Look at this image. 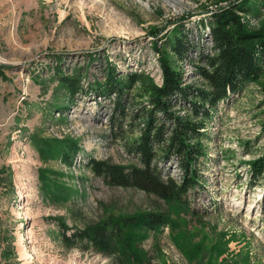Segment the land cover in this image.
Here are the masks:
<instances>
[{
	"label": "rangeland",
	"instance_id": "374dc122",
	"mask_svg": "<svg viewBox=\"0 0 264 264\" xmlns=\"http://www.w3.org/2000/svg\"><path fill=\"white\" fill-rule=\"evenodd\" d=\"M233 1L0 0V264H131L86 243L67 244L62 226L70 233L109 215L152 210L167 212L171 222L138 230L132 264H264V172L253 177L251 169L264 157V74L229 92L207 118L203 183L188 193L195 212L110 185L88 165L91 158L139 162L125 142L142 125L125 124L115 135L117 95L101 92L110 73L125 80L144 72L161 85L164 51L184 84L207 86L196 65L200 50H211L214 13ZM249 6L243 21L264 30V0ZM176 35L191 46L183 58L170 49ZM66 75L79 76L87 91L71 94ZM139 90L135 83L121 97L128 118L134 102L148 101ZM173 109L192 114L184 97ZM72 143L78 149L69 162L63 151ZM160 166L182 178L176 158ZM20 234L28 259L19 255Z\"/></svg>",
	"mask_w": 264,
	"mask_h": 264
},
{
	"label": "trees",
	"instance_id": "16d2710c",
	"mask_svg": "<svg viewBox=\"0 0 264 264\" xmlns=\"http://www.w3.org/2000/svg\"><path fill=\"white\" fill-rule=\"evenodd\" d=\"M249 1L234 0L214 13L210 31L213 45L210 51L205 44L202 45L200 62L196 64L207 86L184 84L183 72L172 65L164 51L161 57L164 81L161 85L144 72L128 73L125 80L116 77L114 71L110 73L101 92H114L117 95L118 107L112 119L117 121V129L120 130L115 135L126 130L125 124L131 130L136 125H142L140 135L125 142L126 149L136 153L139 162L124 165L91 158L88 165L94 174L110 185L136 187L173 202L180 210L195 212L188 193L203 183L198 163L201 156L207 153L202 142L207 118L229 92L239 91L264 74V30L249 29L241 16L250 11ZM169 41L170 49L178 58H183L191 48L181 35ZM155 45L158 50L161 49L158 44ZM61 80L73 95L87 91L79 76L66 75ZM135 83L140 84L139 94H146L148 101L134 102L133 105L137 107H132L131 117L128 118L129 113L122 105L121 97ZM190 95L194 96L191 100ZM181 97L189 103L191 116H181L173 109ZM77 149V143H72L69 149L63 151V158L72 162ZM170 157L176 158L182 170L180 180L160 166L163 159ZM251 165L252 176H259L264 172V157L252 160ZM170 222L167 212L156 210L109 215L94 224L75 228L70 233L69 226L63 224L62 237L67 244L86 243L132 264L137 254L135 243L139 239L138 230H159Z\"/></svg>",
	"mask_w": 264,
	"mask_h": 264
},
{
	"label": "bare ground",
	"instance_id": "6f19581e",
	"mask_svg": "<svg viewBox=\"0 0 264 264\" xmlns=\"http://www.w3.org/2000/svg\"><path fill=\"white\" fill-rule=\"evenodd\" d=\"M21 186H22V188H21V192H20V194H21V196H22V198H23V196L25 195L24 191L27 190V186H26L25 183H23ZM21 208H23V211H24L26 214L28 213L29 210L27 211V208H26V207H24L23 205H21ZM28 214H29V213H28ZM18 251H19V255H20L21 258H24V259H28V258H29L30 253H29V251H28L26 245L23 243V235H22V234L19 235V240H18Z\"/></svg>",
	"mask_w": 264,
	"mask_h": 264
}]
</instances>
